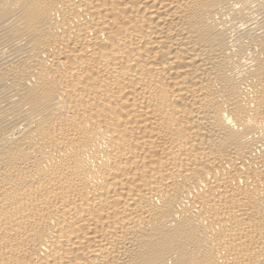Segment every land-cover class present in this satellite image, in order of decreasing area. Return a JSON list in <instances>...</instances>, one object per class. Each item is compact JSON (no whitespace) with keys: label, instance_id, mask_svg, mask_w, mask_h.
I'll return each mask as SVG.
<instances>
[{"label":"bare ground","instance_id":"obj_1","mask_svg":"<svg viewBox=\"0 0 264 264\" xmlns=\"http://www.w3.org/2000/svg\"><path fill=\"white\" fill-rule=\"evenodd\" d=\"M0 264H264V0H0Z\"/></svg>","mask_w":264,"mask_h":264}]
</instances>
